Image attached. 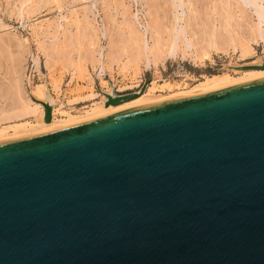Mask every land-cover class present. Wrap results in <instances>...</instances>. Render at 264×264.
I'll return each instance as SVG.
<instances>
[{
    "label": "water",
    "instance_id": "obj_1",
    "mask_svg": "<svg viewBox=\"0 0 264 264\" xmlns=\"http://www.w3.org/2000/svg\"><path fill=\"white\" fill-rule=\"evenodd\" d=\"M0 264H264V78L0 142Z\"/></svg>",
    "mask_w": 264,
    "mask_h": 264
},
{
    "label": "rangeland",
    "instance_id": "obj_2",
    "mask_svg": "<svg viewBox=\"0 0 264 264\" xmlns=\"http://www.w3.org/2000/svg\"><path fill=\"white\" fill-rule=\"evenodd\" d=\"M225 1L50 0L41 10L25 12L22 20L21 0H0V25L9 28H0V128L36 122L38 112L31 113L32 117L28 118L22 111L30 106L26 105L25 84L31 90L48 85L58 97L55 117L61 120L66 113L76 115L104 107V93L140 97L154 82L157 89L149 98L158 99L187 90L205 76L229 73L239 77L235 70L242 72L250 66L263 65L259 59L264 57V36L263 39L249 37L250 24L256 22L250 0H227V4ZM145 23L153 32L151 29L146 32ZM132 27L143 35L148 45L161 39V49L168 46L169 33L184 27V37L191 40L196 56L207 47L208 40L205 39H209L211 31L221 38H218V45L225 36V39L232 36L233 42L230 43L231 37L229 45L227 39L225 45H217L218 51L209 49L208 59L200 58L201 55L195 61L188 55H178L174 59L150 62L149 67H144V60H138ZM245 40L252 47L253 55L241 58L240 48ZM40 46L54 56L49 67L45 66L41 52L44 50ZM35 56H39L40 73L35 71L32 63ZM96 61L104 63L103 72L100 73ZM52 81L59 82V91L52 87ZM107 87L109 92H104Z\"/></svg>",
    "mask_w": 264,
    "mask_h": 264
},
{
    "label": "bare ground",
    "instance_id": "obj_3",
    "mask_svg": "<svg viewBox=\"0 0 264 264\" xmlns=\"http://www.w3.org/2000/svg\"><path fill=\"white\" fill-rule=\"evenodd\" d=\"M48 1H50V0H21L19 5H20V9L22 10V12L20 14L22 20L24 18L25 12L31 13L33 11L35 12V11L41 10L47 4ZM225 2L227 4V0ZM250 3L255 10L256 22L254 23V25H253V23H251L252 25L250 24V27L248 26L249 31L251 32L249 34V37L251 35L254 37V39H257L258 37L263 39V36H264V0H250ZM226 4H225V7H226ZM227 8H228V6L226 7V9ZM226 11H228V10H226ZM222 14H223V12H222ZM226 15L228 16L229 13H227ZM226 20H228V19H226ZM226 22L228 23V21H226ZM148 24L151 25L150 23H148ZM22 26H24L23 23H22ZM145 26H146L145 30H146V32H148L151 28H149L150 26H147L146 23H145ZM0 28H4L5 30L9 29V28H7L6 25L5 26L0 25ZM178 28H177V30L175 29V31L173 30V32L169 33V35H170V38H168L169 42L167 43L165 41V43H167L168 46L166 44L167 47L165 49L162 48L163 50L160 48V45H159V43L161 44V39H160V42L157 41L158 40L157 35L150 33V35L152 34V35L156 36L155 39L157 38V40H156V42L154 40V43L152 45H150L151 43L148 45V43L144 40L143 35H139V33L136 32L134 28L132 29L133 31L131 33H135V35L137 34L136 36L134 34H132L133 35L132 37H134L132 39L136 38V40H134L135 41L134 44L136 43L135 44V47H136L135 50H137V52H138V53L136 52L137 56H139L138 60H139V58L140 59L142 58V60H144V63H145V65H143L144 67L148 66L150 64V62L154 63L157 60L165 61V59H167V58H173L174 59L178 55H181V57H186L188 55L189 57L193 58L195 61L197 59V56L199 59V57L201 55H202V57H200V58L208 59V58H210L209 57V55H210L209 49H212V50L215 49L216 51H218L219 50L218 46H221V45L223 46V44L225 45L224 42L227 39H229L227 41V45H229L228 43L230 42L231 37H232V36L231 37L228 36L229 38L225 39L227 37V36H225L224 41L222 40V42H221L222 44L218 45L219 44L218 40L221 38H219L215 34L216 33L215 31H211L210 34L208 35L209 39L206 38L207 36L205 37L206 38L205 40H208V43L205 41L207 43V47L204 49H202V47H201V49H202L201 53L202 54L200 56H199V54H197V56H196V53H195L196 51L195 52L192 51L194 49V47H193V44L191 43V40L189 41V40L185 39V37H184L186 35L185 34L186 28H184V27H181L180 29H178ZM152 32H153V30H152ZM205 35H207V33ZM153 37H152V40L154 39ZM249 39H247V40L249 41ZM248 41L245 40L244 44L241 45V48H240L241 58L249 57V56L253 55V49L251 46H249ZM232 42H233V37H232V40L230 43L232 44ZM245 42H246V44H245ZM206 43H204V44H206ZM201 45H203V44H201ZM236 45H238V43ZM232 46H234V45H232ZM43 48L41 47V49L44 50V51H41L44 54V55L42 54V56H44V59H45V66L46 65L48 66V63H50V61L52 60L51 57L53 55L51 53H49V51L47 49H45V47H43ZM223 50H222V52H223ZM234 51H235V48H234ZM38 57L37 56L33 57L32 63H33V66L35 68V71L40 73V71H39V58ZM181 59H184V58H181ZM96 62L99 65L100 73L103 72L104 68H105L103 65L104 63L98 62V61H96ZM259 63L263 64V65H261V68H257L258 66H250L247 69L242 70V72H238L241 69L235 70V72L237 71L235 74H239L240 75L239 77H232L229 73H221V74L212 75V76H205V77L202 76L203 77L202 81L197 82L196 85H194L193 87L191 86V88H189L187 90L184 89V91H178V92L170 94L168 96L159 97L158 99H150L149 98L150 96H152L153 92L157 89L155 87L154 82H152L150 84V86L145 90L146 92H145V94L143 93L144 94L143 96L141 95L142 97L140 96V97L130 98L126 101L120 102V103L115 104V105L109 104L106 106L105 102L107 101V96H110L112 98V97H115L116 95L112 92L110 94L104 93V98H105L104 107L101 106V107L91 109L89 111H86V112L81 113V114H76V115L65 112L66 113L65 118L61 119V120H58V119L56 120V117H55V113L57 111L56 106H57V103H59V102L57 101L58 97H55L54 93H52V91H51L52 89L50 90L48 88V85H46L45 87H44V85L43 86L41 85V86H37V88L31 90V88L28 87L29 85L25 84L26 85L27 103H28L26 105H30V106L29 107L26 106V109L24 108V110L22 109V111H24L26 113L25 116L28 115L27 116L28 118L32 117L31 113H37L38 112L39 113L37 116L38 118L36 117V119H37L36 122L26 121L24 123H16L13 125L11 124L10 126L9 125L5 126L2 129L0 128V142L14 140V139L22 138V137L32 136V135H36V134H40V133H44V132H48V131L72 126L75 124L83 123V122H86L89 120H93L96 118H100L103 116H107V115L118 113V112L125 111V110H130V109H134V108H138V107L156 104V103H160V102H164V101H168V100H174V99H178V98L203 94V93L223 89L226 87L242 84L245 82L263 79L264 78V57L259 59ZM57 82L52 81V84H53L52 87H54L56 91H59L60 90L59 82L58 83ZM103 83L104 82H102V84ZM50 84H51V82H50ZM105 88H106V86H105ZM109 89L110 88L107 87V90L104 92H109ZM168 89H170V88H168ZM61 95H63V94H61ZM16 103L17 102L15 101V104ZM43 103L47 104L49 106V109H50V121L48 123H44L43 121H42V123L40 122L41 118L43 116V107H42ZM18 108H16V109H18Z\"/></svg>",
    "mask_w": 264,
    "mask_h": 264
}]
</instances>
